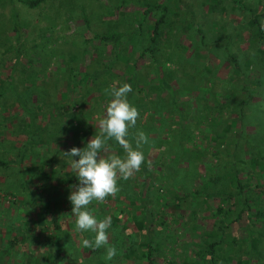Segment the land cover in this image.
Returning <instances> with one entry per match:
<instances>
[{
    "label": "rangeland",
    "instance_id": "rangeland-1",
    "mask_svg": "<svg viewBox=\"0 0 264 264\" xmlns=\"http://www.w3.org/2000/svg\"><path fill=\"white\" fill-rule=\"evenodd\" d=\"M118 1L42 0L35 6L29 7L18 0H0V158H4L6 161L0 164V253L8 246L11 236L14 235L17 238L12 247H7L8 250L1 254L0 264L146 263L145 260L140 259H144L143 254L137 253L138 249L143 247L142 243L145 239L142 234L143 227L139 222H134V225L133 221L126 219V214L132 209L133 203L139 202V197L128 202L125 200L118 202L114 212L110 208L106 210V214L96 216L97 219L105 217L112 219L113 213L117 216V224L111 225L112 228L108 230L109 243L117 248L116 256L110 261L104 259L106 255L104 247L93 248L87 252L80 249L82 240H94L95 233L90 231L81 233L76 228L75 217L71 213L72 205L65 199H68L69 196L67 192L69 186L70 192L74 190L72 186L77 185L79 181L74 175L69 174L70 158L63 152L68 151L71 147L83 148L93 135L99 134L96 118L105 111L106 101L97 105L93 98L97 92L90 91V93L86 92L87 102L81 104L77 87L74 90H69L61 80L69 74L66 73V65L71 68L72 72L74 69L76 72H81L88 65L95 64L91 53L93 55L95 52L94 59L99 60L102 64L106 63L105 61L109 58L115 60L113 49L107 51L100 41L92 37V34L134 27L137 24L139 12L143 8L136 3L137 0H134L136 4L131 0L116 8ZM138 1H163L166 6L162 24L163 31L159 42L154 46L153 55L146 52L142 57H139L135 65L137 66L136 71L150 79L153 76L152 67L155 60L160 61L167 57L166 68L161 72L163 70L175 71L174 73L178 75L177 82L186 81L189 85L186 87L184 82V88H181L180 91L177 90L175 95L177 99L178 96L180 100L184 99L185 105H180L179 101L176 104L173 99L174 91L166 90L169 95L166 92L164 95L172 108L169 107V111L166 108V114L165 111L160 113L145 111L137 122L141 129L149 131L151 125H156L152 134L148 136V142L142 145L143 150L151 147L146 154L149 158L154 159L157 153L156 148L160 144H162L160 151L167 155V148L173 150L172 145L175 144V141H182L183 135L187 136V138L185 137L186 141H190L188 148L184 149V153L177 158L179 164L174 160L178 155L175 152L164 158L166 161L174 160L169 165V169H171L169 180L164 188L162 187L168 202L159 203L156 207V199L153 194L155 193L153 188L156 189V187H152L153 193L149 194L150 202L148 204L153 216L165 220L159 234L162 232L171 237L169 240L167 237L164 244L167 259L162 263L154 260V264H166L167 260L171 258L170 252L175 255L172 264H183L182 260L185 259L183 249L188 248L189 252V249L193 248L192 245L186 247L184 241H198L200 234L203 233L202 230L210 228L213 220L210 210L218 203V200L212 197L205 198L201 204L202 207L198 208L193 215L189 213V209L195 205L199 197H187L184 200L185 206H181V201L175 205L172 204L175 199L172 203L169 200L177 195L181 196L186 191L192 192L194 189L198 191L215 188H222L223 191L229 189L224 186L229 187L233 180L230 181L231 177H226L225 173L231 170L228 167L233 164L237 154L238 158L235 160H237L240 169L238 170L239 179L242 182L246 181L247 187L257 179L262 183L261 188L264 189V176L253 173L246 153L248 148L245 146V142H248L247 145L251 146V151L258 150V148L264 149V58L258 54L255 55L257 47L261 46L262 42L255 39L256 34L246 10L236 5L241 3L246 7L264 12V0H234L232 2L230 0ZM158 12H162L161 9L154 10L151 15L155 17ZM141 24L144 32L128 35L121 45L123 48L120 47V50L117 51L119 58L111 66L110 79L112 80H109L108 85H112L111 81L113 80L118 82L116 75L112 76L116 71L122 76L121 79L119 78L121 82L123 80L122 83L128 82L122 69L123 62L132 61L139 49L148 43L147 30H145L148 23L145 25V22H142ZM262 24L264 26L263 19ZM223 31H226V34ZM193 44L201 45V57L196 58ZM7 46L9 49L4 50L3 48ZM16 48L19 50L15 53L18 59L12 73L10 72L11 79L8 73L6 74L9 72L8 59L12 56V50L15 52ZM227 51L234 53L237 57L236 76L233 72L231 73L230 62L226 59ZM45 64L46 66H44ZM131 68L129 67V69ZM201 73L207 74L208 78H203ZM243 75L249 79L244 82L246 90L239 87L240 83L243 84ZM28 77H31L34 82L26 81ZM53 77L58 81L56 85L51 84ZM146 77L145 80H147ZM257 78L261 81L255 84L253 79ZM167 79L170 78L167 77ZM162 86L163 84H161ZM206 86L208 87L206 88ZM233 86L236 90L231 88ZM4 87H7L8 91ZM230 89L235 91L228 104L231 112L222 109L218 115L216 113L218 104L212 97L214 96L213 92L220 95L219 98L222 101V93L227 91L231 93ZM208 90L209 94L205 96V99L203 94ZM60 92H64L62 97L59 96ZM31 94L35 95L32 97ZM247 94H250L249 102L246 101ZM133 95L135 93L131 94V96ZM152 95L154 96V94ZM153 96L150 95L149 98L152 101L154 100ZM145 97L147 98V95ZM41 98H44L43 102ZM235 98H243L245 101L241 116L232 121V114L236 116L238 109ZM196 102L198 103L197 108L194 107ZM166 105L167 103H165ZM188 105L189 107H187ZM183 106L186 107L184 111H182ZM67 109H70V113L76 117H67ZM49 111H55V116L50 117ZM29 115L32 119H29ZM211 115L218 116L211 119ZM226 116H230L225 119L228 124L223 122ZM242 121L244 122L242 123ZM59 122L62 129L56 139L50 140L47 134L49 131L47 132L43 125L47 123L55 125ZM76 125L83 128L78 129ZM205 126L212 129L206 130L204 133ZM181 128L183 135L178 134ZM34 130L37 137L31 138L30 131ZM131 131L137 132L135 128ZM2 132L4 134H1ZM77 135H80L81 138L78 139ZM216 135H220V138H215ZM216 142L218 143L216 144ZM186 143H184V147ZM133 146L135 147V140ZM237 147L241 152H236ZM107 148L110 152L116 153L112 146H107ZM176 148L178 153L183 151V147L180 149V146H176ZM161 152L158 155H161ZM104 154L101 152V155ZM190 155L192 158L189 160ZM76 158L78 157H74V159ZM48 160L57 162L62 160V167L59 166V163L57 167H60L64 180L59 178L60 176L52 175L49 170L50 166L45 163ZM208 174L217 176V181L205 183ZM68 176L74 178L76 184L74 183L72 186L68 184V182L70 183ZM128 180L122 179V184L118 185L119 191L123 193L131 191V189L122 187L128 183ZM137 182L138 179L135 177L129 184H132L131 186L135 189L142 188ZM202 182L203 184H201ZM230 188L232 189V187ZM251 188L253 189V187ZM156 190L160 192L159 189ZM254 193L252 192V194ZM199 200L202 201V198ZM46 203H48V207L52 208L51 211L58 217V220L66 219V228L69 230L67 239L59 238L61 247L58 259L52 261L47 255H44L47 258H43V239L39 237L41 234H48L51 231L50 226L46 228L40 226V212L46 218L51 214V211L48 214L47 206L44 211L40 208L41 205H47ZM91 203L88 205V210L95 211L99 209V203L103 202L94 200ZM113 204L111 203V205ZM111 205L110 207H113ZM118 207L121 208L122 213H119ZM140 218L141 216H138L137 220ZM35 220L37 222L39 220L37 226L34 225ZM155 225L161 226L154 222L152 226ZM242 225V220L237 221L234 225L237 228L238 233H236L239 235L243 234ZM28 229L35 236L27 237L26 240L23 236L21 240V237L18 236L19 233L22 230V234L27 236L29 235ZM151 235L154 237L152 233ZM61 236H65V234ZM191 253L190 250L189 255ZM258 254L256 253V256ZM239 255L243 256L240 252ZM234 258L236 257H233L228 264H251L246 256L239 259L238 262ZM206 264L209 263L206 261Z\"/></svg>",
    "mask_w": 264,
    "mask_h": 264
},
{
    "label": "trees",
    "instance_id": "trees-1",
    "mask_svg": "<svg viewBox=\"0 0 264 264\" xmlns=\"http://www.w3.org/2000/svg\"><path fill=\"white\" fill-rule=\"evenodd\" d=\"M9 1H13V0H9ZM19 2H22L24 4H26L29 7H33L36 4H38L40 1L42 0H18ZM131 0H119L116 3V8H119L120 6H122L123 4H127L129 3ZM231 2L234 0H230ZM132 3H135L134 0H132ZM136 3H138L139 5L143 6L142 10L139 12L138 15V19H137V24L132 27V28H124V29H113L107 32H94L92 34V37L95 38L96 40L100 41L107 49V51H112L113 49V56L116 59L119 58L117 51L120 50V47L123 48V43L125 42V39L128 35L131 34H139L141 33V31H143L142 29V22H145V25L148 23L147 26H145V30L146 31V35L148 38V43L147 45L142 46L141 49H139V51L137 52L136 56H134L132 58V61H124L123 62V66L122 69L125 72L126 75V79L128 82V84H130L131 86V92L128 95V99L129 102L131 104H133L139 112V117L137 119L138 120L141 118V116L143 115V113L145 111L148 110L150 111H158L160 112H164L167 108V110L169 111V103L167 102L164 92H166L168 94L167 91H174L173 96H174V101H176V104L180 103V105H185V101H183L184 99L180 100L179 96L178 99L176 98V93L178 92L177 90H181V88H184V85L186 87H188L189 85L187 84L186 81H183L182 83L178 80V75L175 74V71H171L169 70V72L167 71H162L165 73H162L161 70L166 68V61L167 57H164L162 60L158 61L155 60L154 66L152 67V74L153 76L149 79L146 76H142L139 72L136 71L137 66L136 62L137 59L139 57H142V55L146 52H148L150 55H153V51H154V46L157 45V43L159 42V39L161 37L163 28H162V24H163V20H164V9L166 4L162 1H155V2H149V1H136ZM135 3V4H136ZM234 3V2H233ZM239 8L246 10V12L248 13V15L250 16L251 20L250 23L255 31V39L259 42H262V45L257 47V50L255 53L258 54V56L264 58V26L262 24V19L264 20V12L262 10L259 9H254L252 7H246L244 6V4H236ZM162 12H158L157 15H155V17H153L151 14V12H153L154 10L158 11L160 10ZM82 10V9H81ZM144 32V31H143ZM224 34H226V31H223ZM200 35V34H199ZM201 36V35H200ZM242 38H244L242 36ZM200 44V43H199ZM201 45H196L193 44V51H195L196 53V58L201 57V53L202 52V48H200ZM5 49H9V46L3 48ZM12 56L8 59V63H9V72L8 76L11 75L14 64L16 63L18 56L15 55V53H17L18 48H16L15 52L14 50H12ZM95 52L91 53V57H93L94 63L93 65H88L85 69H83L81 72H76L75 69L72 72V70H70L71 68L69 66L66 65L67 70L66 73L67 74L61 81L64 82L63 85L69 89V90H74L75 87H77V92L79 93V99L81 101V104H83L84 102H87V100L85 99L86 97V92L90 93L96 91L97 94L93 95V98L95 99V103H97V105H99L100 103H102L103 101L107 104L108 100L110 99L109 96H107L105 94V89L110 87L109 84V80L111 77L110 71H111V66H113L114 61L112 59H108L107 61H105L106 63L102 64L100 63L99 60L94 59V55ZM199 55V56H197ZM226 59L230 62L231 65V73L233 72L234 75L236 76L237 71H238V62H237V57L234 53L228 52L226 53ZM45 62V61H44ZM62 62V61H61ZM208 65V64H207ZM46 66V64L44 65ZM127 66V67H125ZM129 67H132L131 69H129ZM45 69V67H44ZM43 69V70H44ZM11 72V73H10ZM112 72V71H111ZM123 72V73H124ZM10 73V74H9ZM236 73V74H235ZM81 74V76H79ZM113 74V73H112ZM192 74V73H189ZM71 75V76H68ZM116 75V78H118V82L120 84H122L121 82V75H119V72H115L112 76ZM201 76H203V78H208L207 74H203L201 73ZM145 77L147 78V80H145ZM170 78V79H167ZM9 78L12 79V76ZM120 78V79H119ZM49 80L51 79L50 76L48 78ZM171 79H174L173 81H169ZM193 79V77H192ZM156 82H155V81ZM181 80V79H180ZM246 80V77L243 75V84H239V87L243 90L245 89V84L244 82ZM26 81H31L34 82L33 79H31V77H28V79ZM254 83L256 84L257 82L261 81L260 79H253ZM57 79L56 78H52V85H56L57 84ZM112 84L116 83V81L114 82L111 81ZM185 82V84H184ZM147 83V84H146ZM195 83V82H194ZM161 84H163V86L161 87ZM191 85V83H189ZM166 86V87H165ZM197 87V85H195ZM195 86H193V88H196ZM208 86H206L207 88ZM192 88V89H193ZM232 89H235V86L231 87ZM167 90V91H166ZM210 90V89H209ZM208 91H204L203 94V98H205L206 95H208L209 93ZM231 90V89H230ZM132 93H135V95L131 96ZM154 94V96L152 95ZM214 96H212L214 98V100L217 102L218 106L216 109V113L219 115L220 114V110L225 109L227 111L231 112L230 107L228 106L229 101L233 98V94H235V91L231 90L228 92H224L222 93L221 96H223L222 101L220 100L218 94L214 93ZM211 94V95H213ZM226 94H230V95H226ZM35 95V94H33ZM33 95L31 94V96L33 97ZM40 97L42 96L41 93L39 94ZM64 95V92H60L59 96L62 97ZM145 95H147V98L145 97ZM150 95L153 96L154 100L152 101L150 98ZM169 95V94H168ZM250 94H247V102L250 101ZM181 96H183V94H181ZM40 99V98H39ZM42 102L44 98H41ZM77 99V98H76ZM93 99V100H94ZM206 99V98H205ZM234 100H236L237 102V114L236 116L234 114H232L233 119L232 121L237 120L239 116H241V111H242V106L244 104V99L243 98H235ZM77 103V102H76ZM165 103H167V107L165 106ZM188 104V102H187ZM205 105V104H204ZM189 107V105L187 106ZM194 107H198V103L196 102ZM172 108V107H170ZM181 109V108H179ZM184 109H186V107H182V111H184ZM50 110V109H49ZM188 110V108H187ZM186 110V111H187ZM199 110V108H198ZM71 110L67 109L66 110V116L67 117H76L74 115H72V113H70ZM54 112H50L49 111V116L53 117ZM166 114V111L164 112ZM183 113V112H182ZM207 113V112H206ZM52 114V115H50ZM210 115V114H209ZM216 115V116H218ZM216 116H212L211 115V119L215 118ZM230 116H226L224 118V123L228 124L227 118H229ZM237 118V119H236ZM29 119H32L31 116L29 115ZM244 121H242L243 123ZM32 123V121L30 122V124ZM241 123V122H240ZM61 123H57L55 125H49V123L43 125V128L46 129V131L48 132L47 134L50 137V140L52 138H57L59 135V132L61 131L62 127L60 125ZM137 124V123H136ZM47 125V126H46ZM214 125V123H213ZM36 127V126H35ZM34 127V129H36ZM76 128L78 129H82V126L76 125ZM156 128V125H151V130H143L141 129L138 124L136 125L135 129L137 131L142 130L146 136H150L152 134V130ZM134 129V128H132ZM188 129V128H187ZM212 128L210 127H206L205 129H203L204 133L205 131H210ZM183 130L182 128L180 129V131L178 132V134L183 135ZM189 131V130H188ZM129 137L128 139H130L133 143L134 141V135L136 132H132L131 129L129 130ZM30 134H32V137H37L36 136V132L34 131H30ZM185 134V133H184ZM47 135V136H48ZM209 135V133H208ZM204 136V135H203ZM78 139L81 138L80 135H77ZM185 137L187 138V136L185 135ZM184 137L183 135V140L178 142L175 141L174 145H172L173 150L171 148H167V155L165 154V152H161L160 148H162V144H160L159 147H157L156 145V156L154 157V159L149 158L146 154L148 152V150L151 148L149 147L147 150H143L142 148L140 149L144 156H145V161L144 163L141 165V168L138 172H135L134 175L128 180L127 184L122 185V187L124 189H131L130 192H132L134 195H131L132 193H130L129 191H118L114 196H107L104 200L103 203H99V209L95 210V211H90L95 217L99 216L100 214H106V210L107 209H112V211L114 212L115 208L118 205V202H123V200H125L126 202H128L131 199H134L135 197H139V202L137 204L133 203V207L132 209L126 214V219H130L131 221L134 222H139L141 224L142 228V234L144 235L145 239L142 243L143 247H140L138 249V254L140 253V255L143 254V258H140L142 260H145V264H154V260H157L159 263H162L163 260H166L167 256L165 253V242H166V238L167 240H169L171 237L169 235H166L164 233L161 232V234H159V230L160 228H162V225L165 223L164 219H159L156 218L155 216L152 215V210L149 208L148 204L150 202L149 199V194L150 192L153 193V191L155 193L154 197H155V203H156V207H158L159 203L165 204L168 202L167 197L165 196L164 192L162 191V187L164 188L166 182L169 180V173L170 170L169 169V165H171L174 160L178 162L179 155L181 156L184 153V149L188 148L190 141H186L187 139ZM30 138V137H29ZM178 138V137H177ZM215 138H220V135H216ZM162 140H164L162 138ZM245 140V139H244ZM32 141V140H31ZM34 142V140H33ZM187 142V143H186ZM28 143V142H26ZM25 143V144H26ZM162 143V142H161ZM184 143L185 147H184ZM218 142H216L217 144ZM246 143V147L248 148V151H246V153L248 154V162H249V166L252 167V171L255 175H260L262 174L264 176V149H259L258 150H252L251 151V146L247 145L248 142ZM181 144V145H180ZM107 146H112L114 148V151L116 152L115 154H119L120 156L123 157L124 150L123 148L115 141V140H109ZM176 146H180V149H182L183 147V151H181V153H178V150L176 148ZM155 148V147H153ZM246 148V149H247ZM120 149V150H118ZM216 151V150H214ZM240 151V148H239ZM238 151V147L236 152L239 153ZM146 152V153H145ZM161 152V155H158V153ZM169 152V155H168ZM176 153L178 155H176V159H174L172 162L171 161H166L164 158L165 156H170L172 155V153ZM241 152V151H240ZM193 153V152H192ZM187 155V154H186ZM191 157L189 158V160L192 158V155H190ZM235 158H238V154L235 156ZM233 161V164H231L228 168H230V171H227L226 177H231L232 182H230L229 187L224 186L225 188H229V189H224L226 191H223L222 188H215L212 190H207V191H198L197 189H194L192 192H185L183 193L181 196H176L173 197V199L169 200L171 203L174 202L173 200L175 199V202L172 204H177V202L181 201V206H185L184 200L187 199V197L189 196H196L197 198L199 197L200 199L202 198V201L199 200L195 202V205L189 209V213L190 214H195L196 210H198V208H201V204L204 202L205 198H214L218 200V203L210 210V216H212V223L210 225V228L208 230L203 229V233L200 234V238L198 241H190V240H185L184 241V245H186V247H188V245H192L193 248L189 249V252L187 251L188 248H184L183 249V256L185 259L182 260L183 264H206V261L209 264H223V263H229V261L233 258L236 257L234 259L236 262L239 261V259L244 258L245 256L248 259V262H251V264H264V189L261 188L262 183L259 182L256 178L255 181L252 182V185H250L249 187H247L248 183L246 181H241V179H239V174H238V163L237 160ZM170 159V158H169ZM62 161V160H61ZM61 161L57 162L56 160H48L46 163V165L50 166L49 170L50 172H52V175L54 176H60L59 178H62L63 176L61 175L62 172L60 171V167L61 166ZM5 161L4 158H0V164H3ZM65 162V161H64ZM59 163V166L57 167ZM150 165V166H149ZM181 166V165H180ZM62 167V166H61ZM42 172H44L43 170H41ZM230 173V174H229ZM50 174V173H49ZM69 174H73L72 170L70 169ZM51 175V174H50ZM137 177L138 179V184L141 185L142 188L140 189H135V187L131 186L132 184H129L130 182H132L133 178ZM74 177H76L74 175ZM217 176L215 175H210L208 174L206 176V181L205 183L209 184L211 182H216ZM68 179L70 181V183L68 182V184H76L75 179L72 178L71 176H68ZM25 180V179H24ZM77 180V177H76ZM247 180V179H246ZM122 179H118L117 180V185H121ZM248 181V180H247ZM203 184V182L201 183ZM130 187H129V186ZM154 185V186H153ZM206 185V184H204ZM152 187H156V189H159L160 192H158L155 188H153V191H151ZM223 187V188H224ZM232 187V189L230 188ZM253 187V189L251 188ZM254 188H258L257 190H255ZM70 190V186L68 189V193ZM156 190V191H155ZM252 192H255L254 194H252ZM163 194V195H162ZM120 198H122L120 200ZM67 200L68 203H71L69 199L65 198ZM160 199V200H158ZM201 201V202H200ZM200 202V203H199ZM111 203H114L113 205H111ZM47 205H41L40 208L44 211L45 206L48 207V203H46ZM92 204V203H90ZM117 204V205H116ZM113 206V207H110ZM116 205V206H115ZM88 207V206H87ZM197 208V209H196ZM52 208L48 207L47 211L49 214V211H51ZM119 213H122V210L120 207H118ZM112 212V213H113ZM140 213V214H139ZM138 216H141V218L139 220H137ZM40 226H42V228H46L48 226H50L51 231L48 234H41L39 237H41L43 239L42 243L44 245V249L42 250V254H43V258L47 256H49L50 261L54 260V259H58V253H59V248L61 246H59V238H68V234H69V230L66 228V224L65 221L66 219H57L58 217L53 213V211H51V214L49 215L48 218L44 217V214L42 212H40ZM116 218L117 216H115V214L113 213V218L111 219L112 223L111 225L115 226V224H117L116 222ZM243 221V227H242V235L237 234L238 232L236 231V227L234 226L237 221ZM118 221V220H117ZM34 222H36L34 225L37 226L38 222L37 220H35ZM154 222L158 223L159 227L152 226L154 224ZM123 224V223H122ZM135 225V223H134ZM112 228V226H110V229ZM25 229V227H24ZM29 230V229H28ZM109 230V229H108ZM163 231V230H162ZM22 230L19 233V237H21L20 239L22 240L23 238H25L24 240H26L27 237H32L35 236L33 234H31L30 230L27 232L29 235L26 236V234H22ZM201 232V231H200ZM199 232V233H200ZM237 232V233H236ZM65 234V236H61L63 234ZM84 233V232H81ZM151 233L154 235V237L151 235ZM24 236V237H23ZM23 237V238H22ZM17 240L16 236H11L9 242H8V248L12 247V245L15 243V241ZM23 240V241H24ZM154 241V243H152ZM51 244V246H49ZM47 246V248H46ZM59 246V247H58ZM7 247H5L1 253H0V257L2 256L1 254H4L8 249ZM24 249V248H23ZM80 249L85 252L90 251L89 248H85L83 246L80 247ZM173 250V249H172ZM191 250V255H189ZM262 250V251H261ZM131 251L132 248H131ZM242 254L243 256L239 255ZM93 253V252H92ZM136 253V252H135ZM256 253H259L256 256ZM27 255V254H26ZM47 255V256H44ZM170 257L167 260L166 264H172L173 261L175 260V255L174 253L170 252L169 253ZM28 256V255H27ZM31 256V255H30ZM139 258V257H137ZM12 260V259H11ZM10 260V261H11ZM185 262V263H184ZM47 264V263H45Z\"/></svg>",
    "mask_w": 264,
    "mask_h": 264
},
{
    "label": "clouds",
    "instance_id": "clouds-1",
    "mask_svg": "<svg viewBox=\"0 0 264 264\" xmlns=\"http://www.w3.org/2000/svg\"><path fill=\"white\" fill-rule=\"evenodd\" d=\"M131 90L130 84L119 82L106 88L105 94L110 99L105 111L96 118L99 134L93 135L85 147H71L63 152L70 158V168L79 181L72 186L74 190L68 196L76 228L80 232L95 233L94 240L83 239L82 246L89 249L104 247V259L109 261L117 254L116 246L109 243L111 217L97 219L87 206L94 200L104 202L107 196H114L120 190L117 180L130 179L145 161L140 149L148 142L146 134L143 131L135 133V147L128 139L129 130L135 128L139 117L138 109L128 99ZM109 140H115L123 148V157L108 150ZM101 152L105 154L101 155Z\"/></svg>",
    "mask_w": 264,
    "mask_h": 264
},
{
    "label": "crops",
    "instance_id": "crops-1",
    "mask_svg": "<svg viewBox=\"0 0 264 264\" xmlns=\"http://www.w3.org/2000/svg\"><path fill=\"white\" fill-rule=\"evenodd\" d=\"M6 74H7V72H6ZM11 86V85H10ZM7 87H4V89L5 90H7L8 91V89H6ZM7 126H8V123H7ZM0 130H1V123H0ZM6 130V129H5ZM7 133H8V131H7ZM1 134H4V132H2ZM1 151V150H0Z\"/></svg>",
    "mask_w": 264,
    "mask_h": 264
}]
</instances>
